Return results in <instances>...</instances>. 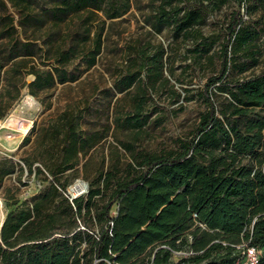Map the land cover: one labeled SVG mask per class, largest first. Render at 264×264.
<instances>
[{
    "label": "trees",
    "instance_id": "1",
    "mask_svg": "<svg viewBox=\"0 0 264 264\" xmlns=\"http://www.w3.org/2000/svg\"><path fill=\"white\" fill-rule=\"evenodd\" d=\"M228 1L182 6L163 0L150 21L158 32L172 25L174 34L180 35ZM236 1L239 9L232 13L219 49L220 68L201 90L206 109L190 139H177L175 147L155 152L137 151L133 143L124 142L131 160L121 166L118 159L98 168L87 191L70 200L63 176L101 139L87 135L81 126L83 116L70 109L41 128L31 152L22 158L24 165H14L29 174L47 173L50 185L5 218L0 264H162L172 250L198 253L222 242L260 248L259 264H264V71L243 80L228 79L230 70L243 64L241 58H257L256 41L264 32V18L257 21L260 28L253 26L241 14L242 6L249 14L250 0ZM7 2L19 17L0 13V38H9L0 52V86L5 74L14 84L22 74L32 73L33 95L75 80L77 75L68 66L76 58L86 67L93 66L102 51L106 21L131 8V0H0V9H7ZM253 4L264 9V0ZM73 18L75 29L68 23L62 34L60 29L51 30ZM16 20L32 32L50 25V40L44 42L53 59L49 68H27L30 60L18 58L17 45L11 46ZM24 46L34 54L33 43ZM162 55H152L144 68H155ZM145 56L143 50L140 57ZM152 70L154 74L156 69ZM136 80L130 72L119 88H129ZM218 92L227 96L221 99ZM146 101L143 91L135 95L132 111L125 119L120 117L118 125L142 128ZM84 241L86 249L81 246ZM224 256L225 264H231L232 251ZM190 258L195 260L193 255Z\"/></svg>",
    "mask_w": 264,
    "mask_h": 264
},
{
    "label": "rangeland",
    "instance_id": "2",
    "mask_svg": "<svg viewBox=\"0 0 264 264\" xmlns=\"http://www.w3.org/2000/svg\"><path fill=\"white\" fill-rule=\"evenodd\" d=\"M38 1L44 3L45 0ZM162 1L131 0L127 13L108 19L97 62L86 67L81 58H76L68 66L77 75L75 80L58 82L52 88L33 95L29 87L35 78L32 73L22 74V80L14 84H10L8 74L4 75L0 86V93H4L0 98V237L7 215L24 202L31 203L35 195L50 185L47 173L43 175L33 171L29 174L26 169L21 172L15 169L14 164L19 162L24 165L22 158L31 152L41 128L49 127L64 110L81 114V126L86 134H96L101 139L79 165L63 176L62 181L70 191L76 183L88 185L98 168H107L118 159L121 166L130 161L131 154L123 147L124 142L133 143L137 151L155 152L175 147L177 139L191 138L201 113L206 109L201 90L208 78L220 68L219 49L225 38V27L232 13L239 9V4L236 0H229L213 10L202 24L175 35L172 25L164 26L159 32L152 27L150 20ZM199 1L207 3V0H173V3L189 6ZM254 1H249V14L243 6L241 14L246 21L260 28L262 24H257V21L264 18V9L255 6ZM4 11L16 19L19 17L9 2L7 9H0V13ZM14 23L17 31L11 46L17 45L14 49L21 53L18 58L30 60L27 68L31 65L49 68L53 59L44 50V42L50 40L47 36L50 25L32 32L31 28L18 25L17 20ZM68 23H71L70 29L73 30L77 19H68L51 30L60 29L62 34L67 31ZM8 40V37L0 38V52L2 43ZM256 42L259 51L257 58H241L243 64L232 68L228 79L243 80L264 71V32ZM32 43L35 45L33 55L28 54L32 50L28 52L24 48L25 44ZM143 50L146 56L141 58ZM156 53H163L157 59L160 60L156 67L144 68L145 62H151L152 55ZM22 69L25 72V68ZM152 69H156L154 74ZM130 72L136 74L137 80L131 87L121 90L120 81ZM142 91L147 99L143 127L138 129L118 125V119H125L130 114L135 95ZM218 93L221 99L227 96L225 92ZM30 96L39 104L38 108H24L23 103ZM2 124L5 126L2 127ZM27 124L28 130L24 131ZM3 171L5 174L1 178ZM116 212L117 205H114L112 213ZM81 246L86 249L88 244L84 241ZM229 251L233 253L232 264L240 251L236 245L229 246L227 242L209 245L198 253L188 248L172 250L167 262L162 264H194L196 259H200L198 264L210 261L225 264L224 254ZM191 255L195 260L190 258Z\"/></svg>",
    "mask_w": 264,
    "mask_h": 264
},
{
    "label": "built area",
    "instance_id": "3",
    "mask_svg": "<svg viewBox=\"0 0 264 264\" xmlns=\"http://www.w3.org/2000/svg\"><path fill=\"white\" fill-rule=\"evenodd\" d=\"M83 185L84 186L80 190L81 192L78 195L87 191L88 185ZM66 195L69 197L70 200H73L75 197L78 196L70 190L67 191ZM236 246L239 249L240 254L234 259L232 264H259L260 256L262 254V250L260 248L249 244H240Z\"/></svg>",
    "mask_w": 264,
    "mask_h": 264
},
{
    "label": "bare ground",
    "instance_id": "4",
    "mask_svg": "<svg viewBox=\"0 0 264 264\" xmlns=\"http://www.w3.org/2000/svg\"><path fill=\"white\" fill-rule=\"evenodd\" d=\"M23 105H24V108H38L39 107V104L37 102H35L34 101V98L31 97V96L29 97V99H27L26 101H24ZM4 126H5V124H2V127H4ZM24 129H23L24 131H27L28 130V124H27L26 127H24ZM83 186H84L83 183H80L79 182V183L74 184L70 189H71V191L73 193H75L76 195H78L81 192L80 190L83 188Z\"/></svg>",
    "mask_w": 264,
    "mask_h": 264
}]
</instances>
